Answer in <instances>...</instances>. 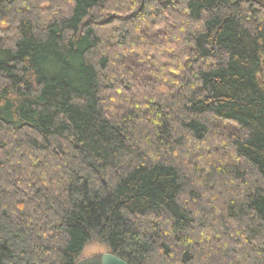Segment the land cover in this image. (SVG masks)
Instances as JSON below:
<instances>
[{
	"label": "trees",
	"instance_id": "1",
	"mask_svg": "<svg viewBox=\"0 0 264 264\" xmlns=\"http://www.w3.org/2000/svg\"><path fill=\"white\" fill-rule=\"evenodd\" d=\"M264 264V0H0V264Z\"/></svg>",
	"mask_w": 264,
	"mask_h": 264
},
{
	"label": "water",
	"instance_id": "2",
	"mask_svg": "<svg viewBox=\"0 0 264 264\" xmlns=\"http://www.w3.org/2000/svg\"><path fill=\"white\" fill-rule=\"evenodd\" d=\"M75 264H129L112 251L97 252L89 256L81 257Z\"/></svg>",
	"mask_w": 264,
	"mask_h": 264
},
{
	"label": "rangeland",
	"instance_id": "3",
	"mask_svg": "<svg viewBox=\"0 0 264 264\" xmlns=\"http://www.w3.org/2000/svg\"><path fill=\"white\" fill-rule=\"evenodd\" d=\"M105 251H108V248L104 244L98 242H92L84 248L82 257L89 256L97 252H105Z\"/></svg>",
	"mask_w": 264,
	"mask_h": 264
}]
</instances>
